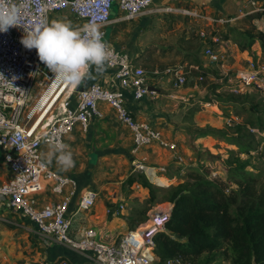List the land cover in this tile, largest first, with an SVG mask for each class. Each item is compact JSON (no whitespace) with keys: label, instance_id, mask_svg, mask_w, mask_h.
Returning <instances> with one entry per match:
<instances>
[{"label":"built area","instance_id":"obj_1","mask_svg":"<svg viewBox=\"0 0 264 264\" xmlns=\"http://www.w3.org/2000/svg\"><path fill=\"white\" fill-rule=\"evenodd\" d=\"M156 1L0 0V12L14 15L17 21V25L9 27L7 32H0V148L4 149L0 159L8 168L7 178L0 181V208L22 215L44 236L85 254L88 264H155L154 235L165 231V222L169 218L172 204L164 210H151L145 222L129 230L115 243L100 239L92 228H83L77 237H73L70 232L73 217L79 211L93 207L99 191L96 187L81 188L75 177L48 166L41 149L44 145L63 149V138L75 128L87 132L91 120L103 116L101 105L105 104L131 134L133 152L154 145L172 152L177 161L184 160L178 153L177 142L168 138L162 128L150 120L137 119L126 107L128 92L131 94V102L135 103H140L147 94L154 92L148 88L149 77L144 68L134 64V56L112 44L107 35V27L112 23L134 20L156 11L153 9ZM241 1L238 14L231 17H212L196 9L180 10L185 15L209 21L213 30L239 16L261 13L262 16L252 22L264 38L263 0ZM114 3L119 13L111 16ZM63 11L78 21L75 29L83 30L90 24L98 28L109 52L104 66L111 76L108 86L101 82H92L81 88L76 85L74 91L62 102V114L56 115L48 125L42 127L41 110L35 109L24 119L25 108L39 76L43 75V81H47L44 90L50 87L55 77L39 60L36 49L26 48L21 40L27 31L33 30L42 21L50 24V14ZM207 35L203 28L199 30V38L204 44L202 52L211 63L218 64L224 56L220 54L219 48L206 42ZM212 41L217 42L218 38L213 36ZM221 65L224 66L223 63ZM185 68L183 64L170 65L162 72L154 71L153 77L167 73L173 76L176 85L183 86L186 82ZM189 68L199 69L194 64L189 65ZM263 73L264 64L258 65L249 58L247 67L237 73V88L241 91L254 85L260 87V75ZM131 170L152 175L136 156L132 158ZM137 186L139 184L136 183ZM46 191L51 199L42 196ZM54 197L57 199L52 200ZM73 202L75 209L71 212L70 205ZM180 263V259L166 261V264Z\"/></svg>","mask_w":264,"mask_h":264},{"label":"rangeland","instance_id":"obj_2","mask_svg":"<svg viewBox=\"0 0 264 264\" xmlns=\"http://www.w3.org/2000/svg\"><path fill=\"white\" fill-rule=\"evenodd\" d=\"M162 1L157 0L155 2L153 9H157L156 11L143 14L134 20L112 23L113 33L110 41L117 47L131 52L132 56L140 55L148 47L163 49V52L155 54L153 64L143 65L141 62H135L144 68L148 76L153 77L155 75L154 71L162 72L170 65H186V82L183 86L176 85L172 75L166 73L159 76V79L162 76L163 79H166L167 76L170 77L169 80H165L167 87L171 88L172 92L181 93L184 98L175 99L171 95L162 97L149 93V95L153 96L151 98L153 104H159L158 107H160L158 114L154 117V121L159 122L156 126L162 128L168 138L173 140L175 138L178 151L180 147L184 149V152H180L184 160L176 163V159L172 158L170 160V156L174 155L172 152L154 145L146 146L140 148L138 152H133L132 145L130 147L129 141L126 140L127 142H124L123 148L125 152L117 150L116 153L110 152L106 157L99 159L98 166H95L94 169L96 177H104V180L102 179L103 183H91V185H95L97 189L103 188L104 192L116 191L118 195L124 194L125 198L130 196L131 193L142 192L140 189H133L132 185L129 186L124 182L126 177L133 173L129 158L135 156L142 160L145 169L152 172V175L141 171L138 172L144 175L151 184L162 189L180 181H191L195 175L204 176L209 180H223L226 184L236 187L235 181L238 176L230 174L228 171V166L235 159H240V161L246 163V169L259 177V183L264 182V73L260 75V87L254 85L241 91L237 88V73L247 67L249 58L257 62L258 65L264 64V51H262L259 41H255L250 51L241 50V44L249 39V35L257 34V31L254 30L249 33L253 29L251 27L253 22L251 23L246 19L243 20V16H239L229 23L217 26V30H213L209 21L185 15L180 9H196L198 12L208 13L212 17H228V14L212 11L214 9L213 6L206 3V1L201 3L199 0H194V2L192 1L187 5L182 1ZM228 5L226 9L234 10L235 15H237L238 2L234 0L232 4L228 3ZM112 10L114 14L111 16L119 13L116 3L112 5ZM67 21L71 22L73 28L76 26L74 18ZM202 28L208 33L206 42L209 45L214 43L213 45L217 46L220 54L224 56L218 64L211 63L204 56L203 48L199 50L202 44L198 40V35L199 30ZM213 36H219L217 42L212 41ZM130 38L133 41L132 45L127 44V40ZM237 41L240 44H235ZM230 44L232 45L230 46ZM233 44L236 46L234 47ZM197 50L199 51L196 52ZM195 56L205 67V70L189 68V65L195 64L192 61ZM221 63H223L224 67H221ZM90 67L82 80L89 81L95 74H100L104 80L106 79L107 72L104 68L98 71L95 65ZM104 72L105 74L102 75ZM198 76H201V78H198ZM43 78V75H40L37 80L32 96L25 108L24 119H27V115L35 111V109L41 110V112L44 109L42 104L49 96L50 87L44 90L47 81H43ZM159 84L161 85L162 83L159 82ZM42 91L44 92L42 93ZM41 93L43 96L38 102ZM177 100H181V102ZM102 105L109 108L118 121L113 110L105 104ZM54 113H57V111L55 110ZM102 120L103 118L99 119V121ZM103 121L109 125L111 130L108 133H103V137L98 132L101 138L98 142L106 144L107 147L115 145L114 142L120 143L112 123H107L114 121H111V119H104ZM117 123L122 126L121 128L119 127L121 134H123L122 137H126L128 133L123 130L127 131L125 126L119 121ZM162 125L165 126L163 127ZM98 126L103 125L100 124ZM114 126H117L115 122ZM241 130L250 131L254 136V148L249 153L239 154L235 145L218 138L221 135L236 134ZM78 133H81V137L84 134L87 135V132L85 133L78 128H75L70 134L77 135ZM68 135L63 138V144ZM47 146L52 148L49 145ZM191 146L196 147L198 152L193 151ZM64 148L61 150L52 148L53 153H49L50 151L47 147L42 148L44 161L47 153L61 155ZM90 148L89 144L85 143V145L71 150V153L78 157L77 162H79L78 164L74 161L73 170L83 168L82 164L85 161L87 162L86 153ZM144 149L154 150L156 154L148 151L144 152L148 157L142 159L144 154H140ZM158 150L159 152H157ZM3 151L4 149L0 148V157ZM208 153L213 155V157H210ZM158 155L161 158L158 159ZM165 164H168L167 168ZM5 170L8 172L7 166L0 159V178H7L8 173ZM161 175L165 176V178L161 177L165 184L160 182ZM174 177H176V181H172L171 178ZM145 194L146 197L143 200L147 199V190ZM158 204L165 205L160 207L161 205L158 206ZM158 204L152 206L146 214L150 216V211L156 208L164 210L167 208L165 206L168 203L162 202ZM135 206L136 199L129 197V211L131 212ZM19 216L18 213H9L0 208V264H24L34 254L35 240L33 232L29 229V224ZM209 264H228V262L213 258Z\"/></svg>","mask_w":264,"mask_h":264},{"label":"trees","instance_id":"obj_3","mask_svg":"<svg viewBox=\"0 0 264 264\" xmlns=\"http://www.w3.org/2000/svg\"><path fill=\"white\" fill-rule=\"evenodd\" d=\"M261 16V13H250L242 19L252 23ZM251 27L253 29L249 33L256 31L254 25ZM248 38L241 44V50L250 51L255 41H259L264 51L261 33L250 34ZM198 40L202 44L200 50L204 44L199 35ZM235 44L240 43L237 41ZM163 51L148 47L133 57V63L153 64L155 54ZM192 61L199 69L205 70L196 56ZM218 138L235 145L239 154L249 153L254 148L255 139L250 131L241 130ZM191 148L198 152L196 147ZM246 166L240 159H235L228 166L229 173L238 176L236 187L223 180H209L201 175L163 189L151 184L139 172L126 177L124 182L129 186L138 183L148 193L145 200L134 197L136 206L126 217L130 230L148 219L146 213L152 206L162 202L172 204L169 218L165 222V231L154 235L155 264H166L169 259H180V264H209L213 258L227 261L228 264H252L253 259L256 264H264V182L259 183V177L250 173ZM175 234H179L180 238H175Z\"/></svg>","mask_w":264,"mask_h":264},{"label":"crops","instance_id":"obj_4","mask_svg":"<svg viewBox=\"0 0 264 264\" xmlns=\"http://www.w3.org/2000/svg\"><path fill=\"white\" fill-rule=\"evenodd\" d=\"M169 1H172V2L182 1L185 3V5L191 3L192 1L194 2V0H168V2ZM199 1L201 3L203 1H206V3L211 4L214 8L212 11H215V12L221 13V14H228V17L236 16L234 10L231 11L229 9H226V6H229L228 3L232 4V1H234V0H199ZM235 1L238 2V4H239L237 6V11H239V8L241 7L242 1L241 0H235ZM214 17H221V16H214ZM73 18H74V16L71 15L70 13L66 12V11L50 14V19L52 21L53 20L67 21V20H73ZM77 24H78V21L76 20V25ZM112 33L113 32H112V24H111L107 27V35H108L109 40L112 37ZM215 37L219 38V36H215ZM227 41H229V39H227ZM131 43H133V41L130 38L127 40V44L130 45ZM134 45H136V44H134ZM231 45L232 44H230V46ZM233 46L235 47L236 45L233 44ZM215 47L217 48V46H215ZM123 51L125 53L129 54L130 56H132L131 52H129L128 50H123ZM221 67H224V66H221ZM95 68H97V67L95 66ZM103 68L107 72V77L105 80L103 79V76L102 77L100 76V74H95L93 77H91V79L89 81L81 80L82 82L79 85H77L78 86L77 88H81L82 86L87 85V84L92 83V82H101V83L105 84L106 86H108L109 76H111V74L108 75L109 72L105 68L104 65H103ZM90 69H92V67H90ZM87 72H88V69H87ZM104 74H105V72L102 75H104ZM163 75H165V74H163ZM148 77H149L148 83L150 84L149 86H154L158 89V91H153L154 94H156V96L160 95L162 97H166V95H171L175 99L176 98L177 99L178 98L179 99L184 98V97H182L181 93L172 92V89L167 87L165 80H169L170 77L167 76L166 79H163L162 78L163 76L160 79H159V77H152V76H148ZM159 82L162 84L160 85ZM75 86L76 85H68V84H65L63 82H60L58 84V80L55 79L50 85V92H49L48 98L45 99L44 100L45 102L42 104L43 108L45 109L46 108L45 106H47L49 104V102L51 101L50 96L52 95L53 92L59 91L57 96H59L61 98L63 95H65L67 93H71L72 91H74ZM162 97H160V98H162ZM151 98H153V96L148 94L146 97H144V99L140 103L131 102V94L128 92L126 95V107L129 109L130 113H132L137 119L150 120L155 125H157V123H159V122L154 121V117L158 114V111H159L158 109L160 107H158L159 104L154 105ZM155 98H157V97H155ZM177 101L181 102V100H177ZM59 102L57 103V105H56V103L53 105V107L56 105L54 112L56 110L58 113L62 110ZM101 110H102V113H104V116L101 117V118H103V120L104 119H111V121H114L116 123L117 126H114V122H107V123H112V126L114 127V132L117 133V136L119 137L118 140L120 141V143L114 142L115 145H110L111 147H107L106 144L98 142V140L101 139L99 136V133H101V136L103 137V133H108L111 130V128L109 127L108 124H105L103 120L99 121V119H101V118H93L91 120L89 129L87 131V135L84 134L83 137H81V135H80L81 133H78L77 135L69 134L66 137L67 139H65V141H64V147L65 148L63 147L64 151L61 155H59L57 153H55V155H51L49 153H53L52 148H48L47 145H44L42 147V148L47 147V149L50 151L49 153L46 154V157H45V159H46L45 161H46L47 165L50 166L51 168H54V169L60 171V172H63V173H66V174H69V175L75 177L81 188L93 187V186H94L93 188H95V185H91V183H95V184L101 183V182L103 183L104 177H96V171L94 169L95 166H98V162H99L100 158L106 157V155H108V153H110V152L116 153L117 150L121 151V152H125V149H123V148H124V142L126 140L129 141L130 147L132 145L131 134L129 133V131L127 129H126L127 131H125V129H123L124 132L128 133V134L126 135V137H122L123 134H121V132H120V128L122 126L119 125V123H117L118 121L115 119L112 111L104 105H101ZM148 110H149V112H148ZM41 118H42L41 123H44L42 125V127H45L52 120L53 115L50 113V111L47 112V110H46L44 112V114L41 116ZM161 123H162V121H161ZM100 124H102L103 126H98ZM162 126L164 127L165 125H162ZM169 126H171V124H169ZM174 140H175V138H174ZM85 143L89 144V146L91 147L90 150L86 153L87 162L85 161L82 164L83 168H81V169L77 168L76 170H73L74 161L78 164H79V162H77L78 157H76V155H73L71 153V150L76 149V147H80L81 145H85ZM104 146H106V147L104 148ZM147 151L153 152L152 154H156V151H154V150L144 149L143 151H141L140 155L144 154V152H147ZM181 151L184 152V149L182 147H180L179 151H178V153L182 156V154L180 153ZM157 152H159V150ZM61 156H70V160H71L70 164L65 165V164L60 163V157ZM142 157L147 158L148 155L144 154ZM157 158L159 159L161 157H159V155H158ZM172 158L176 159L174 155L170 156V160ZM178 162L179 161L176 160V163H178ZM165 167L167 168L168 164H165ZM96 170H97V168H96ZM161 177L165 178L164 175L163 176L161 175L160 178ZM105 178H107V176H105ZM162 178L160 179V182H162V184H165V181H163ZM2 179L3 178H0V181ZM167 179H169V178H167ZM171 179H172V181L173 180L176 181L175 180L176 177L171 178ZM132 188L133 189H140L142 192L131 193L130 196H127V198H125L124 194L118 195V193H116V191L115 192L114 191L104 192L102 190L103 188L98 189L99 197L96 200L93 207H91L89 209L81 210V211H79V213H77L73 217V225L70 229L71 236L77 237L79 231L83 228H92L97 232V234H99V238L104 240L105 242H108V243L117 242L119 240V238H121L123 235H125L130 230L128 227V223L126 221V217L130 214V211L128 208V198L138 196V198L140 200H143V198L146 197V194H145L146 190L140 184H139V186L136 187V183H134L132 185ZM105 189L108 190L107 187H105ZM42 196H46V199L47 198L51 199V197H49L47 191L43 192ZM56 199L57 198H55V197L52 198V200H56ZM166 203H168V204H166L167 206H165V207L171 206V204L169 202H166ZM121 205L123 206L122 209L120 208ZM160 205L161 204H158V206H160ZM164 205H161L160 207H162ZM1 209L6 211L3 208H1ZM74 209H75V202H73L70 205V211L73 212ZM156 209H158V208H156ZM9 213H11V212H9ZM19 217L23 218L26 221V223L29 224V226H30L29 229L33 232V237L35 240L34 254H32L24 264H58V263L88 264V258L85 254L80 253L78 251H75V250L71 249L70 247H68L67 245L62 244V243L54 240L51 237L44 236L43 234H41L38 231V229L36 228V226L33 223L29 222L22 215H20Z\"/></svg>","mask_w":264,"mask_h":264},{"label":"clouds","instance_id":"obj_5","mask_svg":"<svg viewBox=\"0 0 264 264\" xmlns=\"http://www.w3.org/2000/svg\"><path fill=\"white\" fill-rule=\"evenodd\" d=\"M17 25L16 17L0 12V32ZM21 43L28 49H36L39 60L54 74L56 80L68 85H79L87 69L95 65L102 70L109 52L102 34L95 25L83 30L75 29L69 21H42L27 31ZM70 156H61L60 163L70 164Z\"/></svg>","mask_w":264,"mask_h":264},{"label":"bare ground","instance_id":"obj_6","mask_svg":"<svg viewBox=\"0 0 264 264\" xmlns=\"http://www.w3.org/2000/svg\"><path fill=\"white\" fill-rule=\"evenodd\" d=\"M58 93H59V91L58 92H53L52 93V95L50 96V102H49V104L47 105V106H45L46 108L45 109H43V111L41 112V116L44 114V112L47 110V112H49L50 111V113L53 115V118L56 116V115H60V114H62V112L64 111L63 110V108H62V102H63V100H64V98L68 95V94H70V93H67V94H65V95H63L61 98L59 97V96H57L58 95ZM60 101V102H59ZM59 102V104H60V107H61V111L60 112H58V113H54V109H55V107H56V105H57V103ZM56 103V105L53 107V105ZM54 109H53V108ZM53 109V110H52ZM52 118V119H53Z\"/></svg>","mask_w":264,"mask_h":264},{"label":"water","instance_id":"obj_7","mask_svg":"<svg viewBox=\"0 0 264 264\" xmlns=\"http://www.w3.org/2000/svg\"><path fill=\"white\" fill-rule=\"evenodd\" d=\"M111 14H113V11H112ZM148 88H149L150 91H158V89L156 87H154V86H149ZM130 161H132V157L130 158ZM174 237L175 238H180V235L179 234H175ZM252 264H256L254 259L252 261Z\"/></svg>","mask_w":264,"mask_h":264}]
</instances>
